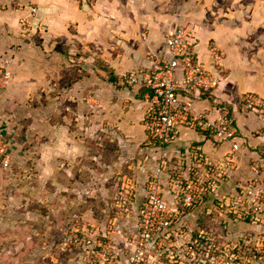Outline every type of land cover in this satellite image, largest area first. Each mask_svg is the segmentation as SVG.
<instances>
[{"label": "crops", "instance_id": "crops-1", "mask_svg": "<svg viewBox=\"0 0 264 264\" xmlns=\"http://www.w3.org/2000/svg\"><path fill=\"white\" fill-rule=\"evenodd\" d=\"M24 21L34 26L43 41L41 45L30 37L32 34L24 32ZM94 25L96 30H92ZM177 27L186 30L196 62L204 64L220 79L213 91L189 96L183 90L180 93L192 99L198 115L214 119L218 111H229L241 139L238 169L229 186L222 189L224 194L244 185L251 176L252 162L264 153V116L241 113L247 94L264 98V0H8L6 7H0V67L8 62L14 88L42 87L43 81L39 78L44 76L45 54L48 50L55 51L60 40L77 39L83 42L84 49L88 48L84 41L102 42L95 43L102 45L98 48L101 52L98 57L109 72L101 71L104 78L99 83L104 90L97 99L89 100L90 112L84 121L90 127L84 128L81 134L88 139L100 132L92 123L100 121L102 131L116 143L118 166L126 170L122 172L119 168L115 174L118 176L110 177L115 178L116 190L121 193H101L98 206L99 228L105 233V239H112L113 232L122 231L123 238H113L122 245L137 233L140 209L147 201V183L157 169L168 174L177 172L192 177L199 172L203 175L210 164L221 163L232 152L231 145L219 142L202 126L195 129L185 126L178 141L167 148L147 144L144 120L152 108V96L144 86L127 84L124 77L138 70H156L162 58H169L166 37ZM213 47L223 56L220 65L212 60ZM182 74L180 71L179 78ZM34 75H39L37 81L30 80ZM84 84L92 87L93 79L86 78ZM14 88L3 91L5 97ZM3 92L1 99L5 98ZM95 104L103 108L97 111ZM121 161L124 162L121 164ZM109 168L114 169L107 166V171ZM165 184L167 199L173 202L175 188L168 180ZM216 202L215 197H210L188 215L187 231L213 229L219 233L220 227L209 222V217L219 221L223 215ZM125 206L130 213L124 212ZM225 223V231L235 228L226 219ZM263 225L264 222L253 219L245 223L246 227L259 231H264ZM118 243L117 249H123ZM124 258H129V253Z\"/></svg>", "mask_w": 264, "mask_h": 264}, {"label": "rangeland", "instance_id": "rangeland-1", "mask_svg": "<svg viewBox=\"0 0 264 264\" xmlns=\"http://www.w3.org/2000/svg\"><path fill=\"white\" fill-rule=\"evenodd\" d=\"M22 28L36 44L43 43L29 21ZM84 43L88 48L77 39L60 40L55 51L45 54V72L38 71L44 75L39 78L42 87L14 88L13 76L5 91L14 88V92L5 97L4 91L2 97L8 99L0 98V264H96L82 250L84 244L93 234L106 240L99 228L98 206L101 193L120 192L115 174L122 166H118L116 143L102 131L100 121L92 122L100 132L88 139L81 134L90 127L84 121L89 100L104 90L101 71H108L98 57L102 45L95 44L102 42ZM38 76L30 80L37 81ZM86 78L93 79L92 87L84 84ZM107 166L114 169L107 171ZM225 219L235 226L229 232L224 229ZM209 220L220 227L217 238L236 255L237 263L251 258L258 261L253 264H264V254L261 260L255 256L256 247L264 248V231L234 221L226 210L219 221ZM76 235L82 247L75 246Z\"/></svg>", "mask_w": 264, "mask_h": 264}, {"label": "built area", "instance_id": "built-area-1", "mask_svg": "<svg viewBox=\"0 0 264 264\" xmlns=\"http://www.w3.org/2000/svg\"><path fill=\"white\" fill-rule=\"evenodd\" d=\"M8 0H0V7H6ZM169 58H162L156 70H138L124 80L130 86H144L152 96L153 105L144 120L147 144L153 148H167L175 144L182 128L195 129L202 126L211 132L216 140L232 146L231 154L221 163L210 164L208 171L187 176L185 173H165L157 169L147 183V201L140 209L138 230L124 245L118 240L96 238L93 234L82 250L96 264H253V259L237 263L234 253L230 254L226 245L210 230L187 231L186 219L197 207L210 197H215L216 205L229 212L234 221L247 223L264 222V153L250 166L251 176L242 187L222 194L224 186L230 184L238 169V153L242 149L241 139L234 120L227 110L218 111L214 119L198 115L191 98L193 93H207L218 88L220 79L204 64L196 62L192 55V44L185 29L177 27L166 37ZM214 62L221 64L223 56L218 48L211 49ZM182 77L179 78V72ZM13 73L8 62L0 67V94L9 88ZM242 114L264 116V98L247 94L242 101ZM9 166V161L5 162ZM166 180L175 188L173 202L167 199ZM240 188V189H239ZM125 213L130 209L125 206ZM189 215V216H188ZM187 217V218H186ZM192 219V218H190ZM119 237L123 238V232ZM78 235L74 238L77 248L82 247ZM123 249H117V243ZM250 252L248 243L244 245ZM263 246L256 247V259L261 260ZM227 252L228 254H226ZM129 253V258H124ZM251 260V261H250ZM253 260V261H252Z\"/></svg>", "mask_w": 264, "mask_h": 264}, {"label": "trees", "instance_id": "trees-1", "mask_svg": "<svg viewBox=\"0 0 264 264\" xmlns=\"http://www.w3.org/2000/svg\"><path fill=\"white\" fill-rule=\"evenodd\" d=\"M107 69V68H106Z\"/></svg>", "mask_w": 264, "mask_h": 264}]
</instances>
